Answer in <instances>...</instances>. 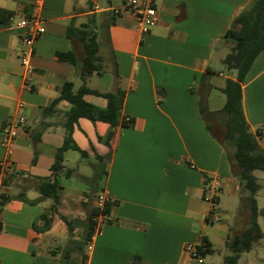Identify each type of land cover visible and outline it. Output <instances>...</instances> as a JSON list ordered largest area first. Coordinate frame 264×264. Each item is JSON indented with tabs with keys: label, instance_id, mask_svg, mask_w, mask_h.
I'll list each match as a JSON object with an SVG mask.
<instances>
[{
	"label": "crops",
	"instance_id": "crops-1",
	"mask_svg": "<svg viewBox=\"0 0 264 264\" xmlns=\"http://www.w3.org/2000/svg\"><path fill=\"white\" fill-rule=\"evenodd\" d=\"M252 1L154 0L157 21L141 33L133 13L122 8L123 0H0V9L10 12L9 19H0V138L3 125L25 118L11 147L0 144V195L6 197L0 205V264H59L67 239L81 234L78 226L69 234L60 215L84 220L100 191L110 196L108 212L88 241L85 264H129L135 255L144 264H225V241L245 227L248 211L242 207L245 192L218 140L222 118L215 112L225 101V79L234 76L221 68L229 47L224 34ZM31 17L44 31L34 40L32 71L26 72L20 63L25 28L19 21ZM69 25L86 26L98 42L104 70L92 73L88 86L124 90L121 117L132 123L116 127L107 145L108 123L77 120L71 136L85 156L73 149L63 152L56 175L57 213L46 230H37L33 221L52 203L41 196L38 184L50 176L70 104L61 99L49 114L40 111L64 82L79 84L77 67L56 56L72 50L80 64L82 43L68 36ZM83 97L100 107L107 103L101 96ZM241 101L249 129L259 134L264 150V48L244 75ZM89 156L94 161H88V168L81 157ZM254 174L257 192L264 194V171ZM88 184L91 189H84ZM209 193L211 201H230L229 208L216 209L220 216L212 223L205 221ZM263 208L258 207L262 216ZM202 237L212 251L198 260L184 245L196 246ZM259 240L240 253L238 264H264L256 250Z\"/></svg>",
	"mask_w": 264,
	"mask_h": 264
},
{
	"label": "trees",
	"instance_id": "trees-1",
	"mask_svg": "<svg viewBox=\"0 0 264 264\" xmlns=\"http://www.w3.org/2000/svg\"><path fill=\"white\" fill-rule=\"evenodd\" d=\"M10 12L0 9V19H9ZM68 36H75L82 43V55L80 64H77V55L74 51L57 52L56 56L61 60H67L77 67L79 84L73 86L70 81L64 82L60 87L59 94L48 106L42 107L41 116H45L54 111L56 103L64 99L69 102L70 107L64 113L65 134L63 142L54 154V160L50 166V176L43 179L38 184V191L41 196L52 199L51 205L41 213L34 221L33 227L37 230H46L57 213V204L60 199V186L56 175L62 169L63 152L67 149L79 151L81 156H85V151L79 148L71 136L74 124L80 117H85L92 122L103 121L108 123L109 129L104 137L105 144H109V139L118 126L131 125L132 119L121 117V107L124 90L115 87L112 90L100 91L91 88L87 84V79L92 73L101 74L104 70L102 57L98 54V42L93 32L86 26L83 28L67 27ZM224 37L228 40L229 47L222 58V63L226 71H234V76H228L221 89L225 95L223 106L215 113L222 118V131L218 140L225 147L228 159L238 182L245 192L242 198V207L248 211V219L245 227L236 234L231 235L225 245L229 252L223 256L225 264H238V257L241 252L250 250L254 244L264 236L257 223L259 209L256 202V192L260 188V183L255 170L264 171V150L259 146L257 134L250 131L245 119L241 101V83L249 66L255 56L264 48V0H253L246 8L242 9L232 20L230 27L225 31ZM113 74L117 77L116 69ZM93 94L104 97L107 103L104 107L94 105L84 99L85 94ZM200 113L206 117L208 114L204 104L199 105ZM208 116V115H207ZM42 128L37 130L33 136L39 138ZM97 159L104 160L108 155H96ZM68 172H72L68 169ZM6 197L0 195V205L4 203ZM109 202L106 203L103 212H108ZM98 208L94 205L87 218L84 220L67 218L60 215L65 222L69 234L78 226L81 229L80 237L77 239L68 238L65 242L59 264H85L87 255L85 248L94 231L95 219ZM264 216V212H262ZM37 224H40L37 225ZM212 251L211 244L205 237L195 246V254L204 255ZM129 264H144L138 256H132Z\"/></svg>",
	"mask_w": 264,
	"mask_h": 264
},
{
	"label": "built area",
	"instance_id": "built-area-1",
	"mask_svg": "<svg viewBox=\"0 0 264 264\" xmlns=\"http://www.w3.org/2000/svg\"><path fill=\"white\" fill-rule=\"evenodd\" d=\"M122 8H126L133 13L135 19V27L141 33L147 32L149 28L153 26L157 21L154 0H123ZM118 10V8L114 9L115 12H117ZM19 24L25 28V32L21 37L20 63L22 64L26 72H31L32 66L30 64V58L33 54L34 40L44 31V28L37 19L32 17L22 18L19 21ZM24 124L25 118L23 116H19L14 121L3 125L1 128L0 144L6 148L11 147L14 138L18 134V129H23ZM3 166L5 167V165ZM218 185V182L214 183V187H218ZM209 190L211 189L209 188L208 191ZM109 201L110 196L106 192L100 191L97 193L95 197V206L99 211L94 217V231H98L100 223L104 221L106 214L103 212V209L106 203ZM219 216V212L215 208H211L205 216V221L207 223H212L218 220ZM184 249L193 258H196L198 260L201 258L200 255L195 254V245H193L192 243H186L184 245Z\"/></svg>",
	"mask_w": 264,
	"mask_h": 264
},
{
	"label": "rangeland",
	"instance_id": "rangeland-1",
	"mask_svg": "<svg viewBox=\"0 0 264 264\" xmlns=\"http://www.w3.org/2000/svg\"><path fill=\"white\" fill-rule=\"evenodd\" d=\"M228 43H230V42L228 41ZM221 68H222L223 71L226 72L224 66L221 67ZM81 160H82L81 161V165L87 166L89 168L88 161H94V158L92 156H89V157H81ZM260 179H263V178H260ZM78 182L81 183V181H78ZM90 184H88L84 189L90 190L91 189V185ZM262 190H264V188ZM216 193L218 194V196H220L217 191H216ZM211 195L212 194L209 193L207 195L208 196L207 198L210 199V196ZM226 199L227 198L222 199V200L220 199L218 202L216 200H214V201H211L210 200L208 202H209V205H210L211 208L219 209V207H228L230 201H228V199L227 200ZM236 200H237V205H238V199H236ZM256 200H257L256 202H257L258 207L259 208H263L264 207V194L262 193L261 190L259 192H257V194H256ZM257 223L260 226V228L264 230V217L261 214H258V216H257ZM259 243H260V245L257 247L256 250H259V252L264 255V236L260 238ZM246 254H249V256H252V254H254V252L253 251H249V253H246Z\"/></svg>",
	"mask_w": 264,
	"mask_h": 264
}]
</instances>
